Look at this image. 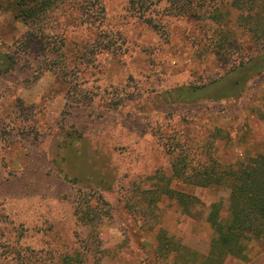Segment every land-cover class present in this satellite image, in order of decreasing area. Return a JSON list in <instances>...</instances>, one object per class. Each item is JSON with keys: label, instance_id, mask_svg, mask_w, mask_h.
Returning <instances> with one entry per match:
<instances>
[{"label": "rangeland", "instance_id": "rangeland-1", "mask_svg": "<svg viewBox=\"0 0 264 264\" xmlns=\"http://www.w3.org/2000/svg\"><path fill=\"white\" fill-rule=\"evenodd\" d=\"M15 1L0 0L5 52L29 30ZM85 2L58 0L48 20L67 76L45 70L58 56L41 49L0 75V264H185L184 247L207 255L211 205L226 219L236 183L176 179L173 156L190 152L196 171L264 153V71L238 68L264 53V37L251 41L235 10L225 29L236 38L223 45L210 21L167 17L155 30L128 0ZM159 185L192 195V209ZM249 256L221 264H264V241Z\"/></svg>", "mask_w": 264, "mask_h": 264}, {"label": "trees", "instance_id": "trees-1", "mask_svg": "<svg viewBox=\"0 0 264 264\" xmlns=\"http://www.w3.org/2000/svg\"><path fill=\"white\" fill-rule=\"evenodd\" d=\"M58 0H16L15 17L21 19L29 28L23 36V41H18V51H2L0 49V75L13 71L21 66L23 53L41 49L51 54H57L58 59L50 58L46 62L45 70H55L61 76H67L70 62L65 58L68 54L64 47L52 39L48 32V20L50 14L58 8ZM75 4L83 7L85 0H74ZM128 10L141 22L146 23L155 30L166 28L167 17L190 18L200 21H210L217 25L220 32L219 41L223 45H229L236 38L230 29H225L232 24V12L238 11V26L244 27L251 41L264 37V0H128ZM225 9V10H223ZM240 19V20H239ZM253 23L250 24V21ZM262 23V24H261ZM250 24V25H249ZM63 48V49H62ZM239 69H252L264 71V53L250 56L246 62L238 65ZM254 72V73H255ZM242 79L236 80V85ZM234 89L220 97L235 96ZM193 162L190 152L176 154L172 161V176L184 182L207 187L220 184L224 180L235 181L234 206L226 219L220 215L221 204L212 203L208 215V221L214 230L207 255H197L194 251L184 247L188 254L185 264L195 259L200 264H221L225 259L233 258L240 261L249 259V252L253 243L264 241V155L251 157L234 164L211 162L201 166L199 170H188ZM161 194L175 199L184 210L190 211L194 204V197L168 185L157 188ZM80 219L85 221V214H80ZM179 249L173 248L170 256L174 262L180 256ZM65 264H73L69 258Z\"/></svg>", "mask_w": 264, "mask_h": 264}, {"label": "crops", "instance_id": "crops-1", "mask_svg": "<svg viewBox=\"0 0 264 264\" xmlns=\"http://www.w3.org/2000/svg\"><path fill=\"white\" fill-rule=\"evenodd\" d=\"M259 155H264V153H262V154H259ZM256 156H258V155H256ZM229 217V216H228ZM208 220V219H207ZM209 222V221H208ZM210 223V222H209ZM211 224V223H210ZM212 226V225H211ZM233 259V258H232Z\"/></svg>", "mask_w": 264, "mask_h": 264}]
</instances>
